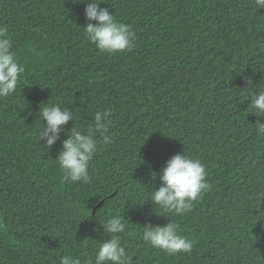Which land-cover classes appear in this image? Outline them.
<instances>
[{"label":"trees","instance_id":"1","mask_svg":"<svg viewBox=\"0 0 264 264\" xmlns=\"http://www.w3.org/2000/svg\"><path fill=\"white\" fill-rule=\"evenodd\" d=\"M100 7L133 29L131 50L101 53L86 39L85 3L0 0V25L25 67L0 98V264L91 261L113 215L124 218L132 264H264V137L255 130L264 117L248 107L249 92L264 90V9L255 0ZM45 104L73 112L50 148L37 135ZM96 111L110 113L111 143L95 133L89 182H65L54 159L74 124L94 132ZM182 152L205 165L210 189L176 216L148 199L160 186L151 173ZM169 219L191 253L142 240V226Z\"/></svg>","mask_w":264,"mask_h":264},{"label":"clouds","instance_id":"2","mask_svg":"<svg viewBox=\"0 0 264 264\" xmlns=\"http://www.w3.org/2000/svg\"><path fill=\"white\" fill-rule=\"evenodd\" d=\"M73 2L85 3L84 16L87 21L83 26L85 37L99 52L116 54L132 49L136 39L135 32L128 24L117 21L107 7H100L102 0ZM255 4L257 9H264V0H255ZM24 72V65L19 63L12 50L8 26L0 25V98H6L16 91ZM252 85V80L248 79L246 88ZM248 96H251L248 107L254 110L251 113L257 117H264V90L254 94L249 92ZM109 115L108 112H95L94 132L90 130L85 134L75 124L68 130L67 138L62 141V150L54 159L65 182H89V163L99 151L95 133H99L104 145L111 143L110 136L106 134L111 124L107 118ZM38 117L46 122L41 124L38 130V139L45 142L43 146L50 148L60 139V133L64 131L63 126L70 120L73 121V112L67 107H60L59 104H45L40 107ZM255 130L258 136L264 137V123L258 120L255 123ZM157 175L160 186L151 190L148 200L154 206L176 216L189 212L192 202L201 199L210 189L205 165L184 152L169 158L159 173H151L153 179ZM100 225L109 238L100 240L94 259L85 261L84 264H132V256L122 245L119 237L125 230L124 218L121 215H113ZM141 238L146 244L168 255L187 254L193 249V241L181 235L179 225L170 219L164 226L145 224L142 226ZM61 264H82V261L80 258L66 256L61 259Z\"/></svg>","mask_w":264,"mask_h":264},{"label":"water","instance_id":"3","mask_svg":"<svg viewBox=\"0 0 264 264\" xmlns=\"http://www.w3.org/2000/svg\"><path fill=\"white\" fill-rule=\"evenodd\" d=\"M95 208H96V207L93 208V212L95 211Z\"/></svg>","mask_w":264,"mask_h":264}]
</instances>
